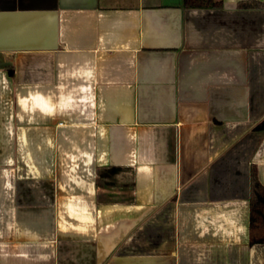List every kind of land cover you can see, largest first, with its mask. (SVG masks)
Wrapping results in <instances>:
<instances>
[{
  "label": "crops",
  "instance_id": "1",
  "mask_svg": "<svg viewBox=\"0 0 264 264\" xmlns=\"http://www.w3.org/2000/svg\"><path fill=\"white\" fill-rule=\"evenodd\" d=\"M263 121L264 0H0V264H264Z\"/></svg>",
  "mask_w": 264,
  "mask_h": 264
},
{
  "label": "trees",
  "instance_id": "2",
  "mask_svg": "<svg viewBox=\"0 0 264 264\" xmlns=\"http://www.w3.org/2000/svg\"><path fill=\"white\" fill-rule=\"evenodd\" d=\"M189 7H202L213 3V0H185ZM216 3H214L215 5ZM248 4H242L245 7ZM264 130V121L256 127ZM251 242L253 244H264V187L258 180L255 170L251 174V220H250Z\"/></svg>",
  "mask_w": 264,
  "mask_h": 264
}]
</instances>
